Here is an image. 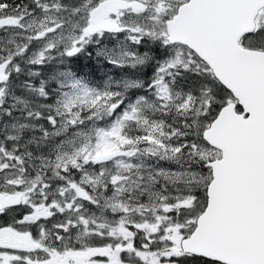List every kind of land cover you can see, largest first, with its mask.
<instances>
[{"label": "snow or ice", "instance_id": "1", "mask_svg": "<svg viewBox=\"0 0 264 264\" xmlns=\"http://www.w3.org/2000/svg\"><path fill=\"white\" fill-rule=\"evenodd\" d=\"M0 264H264V0H0Z\"/></svg>", "mask_w": 264, "mask_h": 264}]
</instances>
